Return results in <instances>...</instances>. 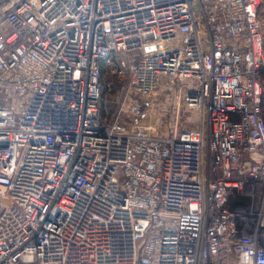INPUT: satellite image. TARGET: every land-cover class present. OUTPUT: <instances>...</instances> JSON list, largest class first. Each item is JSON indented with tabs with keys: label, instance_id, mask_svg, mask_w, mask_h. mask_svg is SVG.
Here are the masks:
<instances>
[{
	"label": "built area",
	"instance_id": "built-area-1",
	"mask_svg": "<svg viewBox=\"0 0 264 264\" xmlns=\"http://www.w3.org/2000/svg\"><path fill=\"white\" fill-rule=\"evenodd\" d=\"M262 102L264 0H0V264H264Z\"/></svg>",
	"mask_w": 264,
	"mask_h": 264
},
{
	"label": "rangeland",
	"instance_id": "rangeland-1",
	"mask_svg": "<svg viewBox=\"0 0 264 264\" xmlns=\"http://www.w3.org/2000/svg\"><path fill=\"white\" fill-rule=\"evenodd\" d=\"M107 97L105 96V100ZM157 104V103H154ZM153 107V109H150L148 111L149 120L153 122V126L156 132H168L170 127L173 126V122L168 116V107L158 106ZM183 113V114H182ZM182 116H187L185 119H183ZM179 120L177 122L178 127L177 129H194L196 127V123L198 122V119L196 116L192 115L189 111L186 109H180L179 111ZM182 120V121H181Z\"/></svg>",
	"mask_w": 264,
	"mask_h": 264
},
{
	"label": "trees",
	"instance_id": "trees-1",
	"mask_svg": "<svg viewBox=\"0 0 264 264\" xmlns=\"http://www.w3.org/2000/svg\"><path fill=\"white\" fill-rule=\"evenodd\" d=\"M100 72V82L102 85L101 112L102 117L105 120H109L116 112V106L112 102L111 97L120 81L116 77L109 76L106 68H103L102 66L100 67ZM105 96L107 97L106 100ZM261 116L264 119V102H262L261 105Z\"/></svg>",
	"mask_w": 264,
	"mask_h": 264
}]
</instances>
